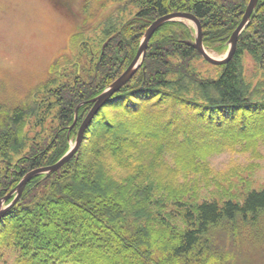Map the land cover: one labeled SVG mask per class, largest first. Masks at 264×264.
I'll return each instance as SVG.
<instances>
[{"label":"trees","instance_id":"1","mask_svg":"<svg viewBox=\"0 0 264 264\" xmlns=\"http://www.w3.org/2000/svg\"><path fill=\"white\" fill-rule=\"evenodd\" d=\"M113 1L125 3L133 17L109 23L98 51L78 41L74 59L53 64L54 75L65 70L62 79H54L43 98L37 93L28 106L11 111L0 126V199L29 172L67 153L92 105L80 108L70 131L76 109L125 72L150 22L194 14L206 49L222 54L250 3ZM194 37L185 22L155 33L142 69L87 129L79 157L47 179L34 178L0 221V264L6 256L16 264H226L216 237L261 228L264 189L251 191L243 203L198 199L201 182L212 183L213 155L257 154L264 143V80L249 84L242 62L247 52L264 69V0L233 59L216 66V78L192 69L195 60L205 61L185 44Z\"/></svg>","mask_w":264,"mask_h":264},{"label":"rangeland","instance_id":"2","mask_svg":"<svg viewBox=\"0 0 264 264\" xmlns=\"http://www.w3.org/2000/svg\"><path fill=\"white\" fill-rule=\"evenodd\" d=\"M133 14L125 3L113 0H0V126L11 111L28 106L37 93L43 98L46 87L54 79H62L65 70L54 75L53 64L64 56L74 59L78 41L98 51L106 26L129 20ZM228 48L222 54L208 52L220 59ZM86 62H81L83 71ZM242 62L249 84L256 86L264 80V69L253 56L246 52ZM192 69L204 78L221 73L201 59L193 62ZM73 71L69 68L68 72ZM28 130L27 126L25 132ZM209 165L212 183L207 187L201 182L198 201L243 203L251 191L264 189V143L257 154H215ZM259 225L261 228L253 230L257 232L242 230L236 237L224 233L216 237V250L226 256V264H264V218ZM5 260L1 264H16L14 256Z\"/></svg>","mask_w":264,"mask_h":264},{"label":"water","instance_id":"3","mask_svg":"<svg viewBox=\"0 0 264 264\" xmlns=\"http://www.w3.org/2000/svg\"><path fill=\"white\" fill-rule=\"evenodd\" d=\"M259 0H250V3L246 9V12L243 16V19L238 26V28L234 31L232 36L230 37L227 46L228 53L224 58H216L212 56L204 45V36H203V27L200 20L191 13H172L164 17H160L157 20H154L149 23V27L141 41L138 53L129 67L125 70V72L119 76L109 87H107L101 94L96 96L95 98L84 102L78 106L75 112V122L70 127V131L74 128L78 119V112L82 106L85 104H91L92 108L89 114L86 116L85 120L80 126L78 135L75 139V142L70 140V149L67 153L55 164L46 166L43 168H39L29 172L17 185L15 189H13L5 198L0 199V221L6 216V214L12 210L21 200L22 195L28 186V184L38 176H44V179H47L60 171L65 165H67L73 158L79 157V151L81 149L83 138L89 126L92 124L98 112L109 102V100L115 96L118 92H120L133 78L134 76L142 69L144 62L146 60L147 51L149 44L155 35V33L165 24L171 22H185L188 25H193L195 30V37L192 40L185 41L187 46L193 47L198 53L203 57V59L210 63L213 66H223L228 64L236 54L238 41L242 33L250 24L251 18L257 9ZM111 41L108 40L103 47V51L107 44ZM70 137V136H69ZM13 199L12 202L7 205V202Z\"/></svg>","mask_w":264,"mask_h":264}]
</instances>
